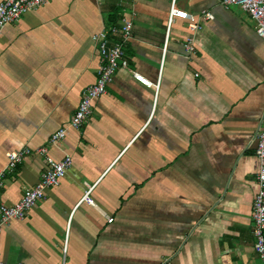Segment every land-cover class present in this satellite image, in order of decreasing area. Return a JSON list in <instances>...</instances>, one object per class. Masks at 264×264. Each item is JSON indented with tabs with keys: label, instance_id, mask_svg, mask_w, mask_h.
Returning <instances> with one entry per match:
<instances>
[{
	"label": "crops",
	"instance_id": "obj_1",
	"mask_svg": "<svg viewBox=\"0 0 264 264\" xmlns=\"http://www.w3.org/2000/svg\"><path fill=\"white\" fill-rule=\"evenodd\" d=\"M172 1L48 0L2 30L0 170L8 153H33L4 178L0 206L38 183L46 164L37 148L72 159L59 186L3 226L4 264H264L251 221L264 42L236 5L174 0L178 11L213 19L192 31L175 18L163 55ZM123 20L132 23L127 68L83 127L50 146L95 82L92 36ZM133 73L159 83L157 92ZM91 188L93 204L81 202Z\"/></svg>",
	"mask_w": 264,
	"mask_h": 264
},
{
	"label": "built area",
	"instance_id": "obj_2",
	"mask_svg": "<svg viewBox=\"0 0 264 264\" xmlns=\"http://www.w3.org/2000/svg\"><path fill=\"white\" fill-rule=\"evenodd\" d=\"M48 0H3L0 3V35L2 30L9 24L18 22L22 16L29 11L36 10L44 5ZM222 6L236 5L243 12L248 14L256 23L255 33L264 42V0H218ZM175 18L187 21L188 28L197 31L202 28L203 22L211 21L213 15L209 11H202L196 17L185 11H178L174 0L169 8V16L166 28V36L163 46V55L166 53L170 28ZM132 34L131 21L123 20L121 26H111L102 29L92 36V41L97 45L99 52V65L95 82L82 92L77 109L73 113L69 124L54 132L49 139V144L56 145L63 141L69 130H80L85 121L92 113L93 102L106 93L108 85L112 82L115 73L119 69L127 68L128 61L125 56L124 46L130 40ZM186 55L195 53L194 41L188 38L184 45ZM133 78L144 86L153 87L157 92L159 83L152 84L138 73H133ZM255 157L259 162V171L256 175L257 191L252 203L251 221L252 234L255 238L254 250L264 263V125L254 137ZM44 158L46 170L41 174L38 183L23 191L21 199L14 205L0 206V232L3 226L11 220H23L28 212L45 197V192L60 185L62 178L72 165L70 156L65 155L61 159H54L48 153L47 147H40L34 151ZM33 150L23 148L10 152L6 155L7 164L5 169L0 170V188L6 175L13 173L16 167L22 163L25 157L30 156ZM91 189L85 192L82 200L88 204H93L89 195ZM113 221L108 219V223ZM64 249V253H65ZM0 264H4L0 260ZM21 264V263H17Z\"/></svg>",
	"mask_w": 264,
	"mask_h": 264
}]
</instances>
